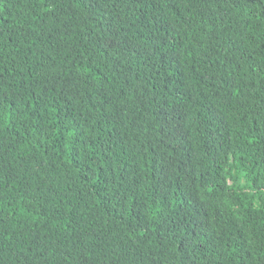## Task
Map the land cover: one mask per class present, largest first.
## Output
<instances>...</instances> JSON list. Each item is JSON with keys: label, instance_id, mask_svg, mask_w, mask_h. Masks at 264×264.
I'll list each match as a JSON object with an SVG mask.
<instances>
[{"label": "trees", "instance_id": "obj_1", "mask_svg": "<svg viewBox=\"0 0 264 264\" xmlns=\"http://www.w3.org/2000/svg\"><path fill=\"white\" fill-rule=\"evenodd\" d=\"M0 264H264V0H0Z\"/></svg>", "mask_w": 264, "mask_h": 264}]
</instances>
